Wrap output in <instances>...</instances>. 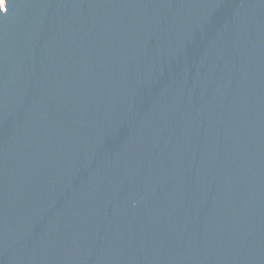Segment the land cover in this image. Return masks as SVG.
<instances>
[{"label":"water","instance_id":"water-1","mask_svg":"<svg viewBox=\"0 0 264 264\" xmlns=\"http://www.w3.org/2000/svg\"><path fill=\"white\" fill-rule=\"evenodd\" d=\"M0 264H264V0H0Z\"/></svg>","mask_w":264,"mask_h":264}]
</instances>
